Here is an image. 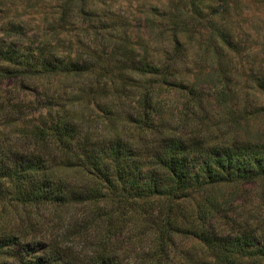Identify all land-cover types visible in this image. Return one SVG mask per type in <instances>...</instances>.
<instances>
[{
  "label": "trees",
  "instance_id": "16d2710c",
  "mask_svg": "<svg viewBox=\"0 0 264 264\" xmlns=\"http://www.w3.org/2000/svg\"><path fill=\"white\" fill-rule=\"evenodd\" d=\"M89 2L103 3L67 0L58 6L59 18L81 14L83 5ZM164 8L169 26L160 27L156 33L164 42L159 54L147 50V41L133 45L125 40V32L120 39L114 38L111 26L99 25L106 37L103 45L107 53L85 59L64 54L46 39L36 47L18 43L25 34L23 25L7 22L0 34V80L19 79L25 88H36L35 84L43 79L83 75L98 81L89 90L80 89L81 93L89 96L96 92L93 97H110L115 102L126 98L129 74L156 75L162 83H169L165 79L169 67L164 62L166 56L181 54L195 41L197 52L204 53L200 39L195 38L198 28L190 30L189 26L192 16L197 19V13L206 6L202 0H177ZM209 11L210 16L202 18L206 22L203 29L228 51L230 61L236 42L229 26L212 20L223 10ZM176 59L169 58L173 62ZM230 68L219 67L211 77L206 74L207 79L185 82L182 87L178 86L183 84L181 81L167 85L186 89L188 96H197L200 101L196 85L208 83L213 88L214 106L227 121L237 125V114L227 103ZM172 76L175 78L174 73ZM257 85L264 91V78L258 77ZM42 97L44 116H38L27 127L14 123L19 131L13 139L0 131V203L10 200L28 209L25 224L21 219L14 228L0 227V264H128L120 248L129 240L135 246L140 244L137 234L141 230L147 234L148 243L142 242L145 252L137 264H264V225L260 231L245 220L222 233L212 223L219 214H226V201L216 187L264 183L262 144L237 136L209 143L197 134L193 123H186L183 110L174 111L173 125L165 128L152 92L143 93L133 113L121 121L131 122V130L138 129L135 135L126 124L115 126V104L100 107L96 103L95 109L101 113L93 122L72 108L73 103L80 102L79 97H68L71 108L58 105L60 111L54 109L57 103L52 95L43 93ZM98 119H106L104 127L109 123L113 131L107 135L95 133ZM75 206L82 211L68 229L54 239L45 237L39 208H48V215L56 212L58 217V212L63 216L65 209ZM70 235L81 241V252L65 246L64 240ZM178 237L194 238L196 250H176ZM176 254L181 263L173 260Z\"/></svg>",
  "mask_w": 264,
  "mask_h": 264
},
{
  "label": "rangeland",
  "instance_id": "374dc122",
  "mask_svg": "<svg viewBox=\"0 0 264 264\" xmlns=\"http://www.w3.org/2000/svg\"><path fill=\"white\" fill-rule=\"evenodd\" d=\"M65 1L67 0H0V34L5 23L20 22L25 34L19 38L18 43L36 47L42 41L41 39H46L50 45H54L64 54L80 55L88 59L98 56L99 53H107L103 45L106 37L98 27L109 25L114 38L120 39L125 32L128 35L125 38L126 41L133 45H136L134 43L138 41L143 40L145 43L147 41V50L159 54L164 50L162 47L164 42L162 38L158 40L156 33L160 27L169 26L163 9L177 2V0H102V4L89 2L83 5V14L73 17L67 15L68 17L65 16L61 20L58 6ZM202 3L206 8L197 13V19L195 15L192 16L189 27L190 30L194 27V30L198 28L195 38L200 39L198 41L205 48L204 53L197 52V41L188 49L180 51L181 54L168 53L169 55L166 56L168 59L164 60L169 66H166L168 69L165 79L170 81L169 83L181 81L183 84L178 86L182 87L185 82L192 83L207 79L206 74L211 77L210 74L216 72L219 67L225 69L230 66L231 81L229 82L232 84L229 83L227 103L237 114L239 120L237 125L227 121L220 113L219 107L214 106L211 95L213 88L208 83L200 82L196 85L197 92L201 96V100L197 101V96L194 98L191 94L188 96L186 89L162 83V79L160 80L156 75L141 76L134 73L129 74L126 98L120 97L116 101L118 104L110 97L102 99L93 97L96 92L90 93L89 96L81 93L80 89L89 90L91 85L93 88L98 81L83 75L66 79H43L35 84L36 88L33 85L25 88L26 84L19 79H2L0 80V131L4 130L5 134L8 133L9 138L13 139L19 131L18 127L13 125L14 123L16 125L19 123L21 125L19 127H27L35 123L38 116H44L46 108L43 106V93L54 97V103H57L54 109H58V105L64 109H70L67 98L79 97L80 102L73 103L72 108L83 117L92 120L101 113L95 109L96 103H100V107L104 103L115 104L113 111L118 114L115 117V126L120 127L126 124L127 127L132 128L131 122L121 123V121L125 116L133 113L136 102L143 93L152 92L153 101L158 102L159 113L162 115L161 119L165 123V128L173 125L174 111L183 110L187 114L186 123H193L192 126L196 127L197 134L202 135L209 143H221L237 136L236 139L248 138L249 141L264 146V91L257 85L258 77L264 78V0H202ZM221 9L222 14L213 16L212 20L224 22L229 26L232 40L236 42L233 59L230 61L228 51L215 42L214 38L213 41L207 30L203 29L206 22L202 18L210 16L209 10L219 13ZM160 37L163 36L160 35ZM171 56L177 58L176 62L169 60ZM217 58L221 59L220 64ZM172 69H176V72L171 71ZM172 73L175 74V78ZM130 84H138V86L136 88ZM12 105L16 108L12 109ZM105 124L106 119L102 121L98 119L96 126L94 125L95 133L107 135L113 131L109 123L104 127ZM239 126L242 127V131ZM131 128L129 132L135 135L138 129L133 127L131 130ZM216 191L222 195V200L226 201L224 205L226 214L221 213L225 217L221 218L219 214L220 216L212 222L216 227L219 226L218 231L222 233L232 231L233 227L245 220L252 227L255 226L262 231L261 225H264L263 182L226 183L216 187ZM27 211L26 207L4 200L0 203V227L14 228L21 223V219L22 221L24 219L25 224ZM81 211L79 206L70 207L65 209L64 213L62 212L63 216L58 212L60 217H57L56 212H51L52 216H50L47 214L48 208L40 207L38 212L42 214H39L40 223H44L45 237L54 239L59 233L62 234L68 229L71 220L78 217ZM71 231L74 230L71 229ZM142 231L137 234L140 244L135 246L134 242L129 240L120 248L124 261H128V264H137L144 255L145 243L142 242L148 243V236ZM64 241L65 246L69 245L73 251L81 252L82 243L80 240L77 241L76 236L70 235ZM194 243H197L194 238L178 237L175 241L176 250L193 253L196 250ZM124 248L127 250L125 251ZM173 260L181 263L180 255H174Z\"/></svg>",
  "mask_w": 264,
  "mask_h": 264
}]
</instances>
